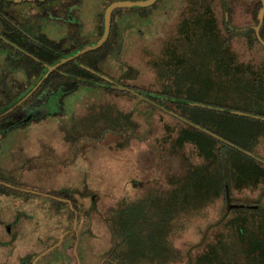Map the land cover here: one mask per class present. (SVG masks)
<instances>
[{"label":"flooded vegetation","instance_id":"obj_1","mask_svg":"<svg viewBox=\"0 0 264 264\" xmlns=\"http://www.w3.org/2000/svg\"><path fill=\"white\" fill-rule=\"evenodd\" d=\"M112 1L0 0V264H264V131L218 134L209 156L195 153L201 194L195 180L178 194L176 185H156L136 164L121 170L96 162L116 151L165 150L156 135L161 113L176 151V134H192L184 125L198 124L177 102L204 106L185 96L209 93L205 81L177 86L178 60L191 51L189 0L115 7L102 43L76 53L102 36ZM209 1L193 12L222 11L221 39L232 41L242 29L258 39V22L235 25L236 0ZM160 11L156 23L142 24ZM114 18H122L119 28ZM127 21L135 27L122 28ZM234 60L231 88L236 97L242 91L249 97L263 87L264 60L258 69ZM80 84L104 89L106 99L101 104ZM240 137L251 150L233 139ZM223 146L250 159L224 154ZM217 207L196 239L181 241L179 233L200 208L204 214Z\"/></svg>","mask_w":264,"mask_h":264},{"label":"rangeland","instance_id":"obj_2","mask_svg":"<svg viewBox=\"0 0 264 264\" xmlns=\"http://www.w3.org/2000/svg\"><path fill=\"white\" fill-rule=\"evenodd\" d=\"M214 1V0H213ZM210 1V2H213ZM236 3H238L237 11L235 13V17H233V21L237 27H243L244 25L248 26L249 24H253L254 18H253V10L254 5L256 3V0H236ZM157 7H160L161 0H158L156 2ZM150 5V4H148ZM133 6V7H132ZM133 9L140 8L139 6L142 5H132ZM146 6V5H143ZM156 7L152 6V10L155 11ZM210 11L213 12L217 16L216 18V24L217 26L222 27L221 21L219 20L221 18L222 11L217 9H211ZM163 13L160 11L155 17L149 19H146V21L142 22V24L146 23H156V21L160 18V16ZM130 16H134L133 13H131ZM219 18V19H218ZM120 18V22H121ZM115 24L117 27H120L118 18H114ZM130 23V24H129ZM143 28L145 32L150 31L151 27L146 28L142 25H137ZM134 23L132 21H127L126 24L122 25V28H134ZM233 36H235V32L232 31ZM237 37L234 38L231 42V50H234V55L238 56L239 65L242 67H249L252 69H258L262 63L261 61L264 60V47H257V50L254 48H249L248 46L251 44L250 41L246 37L248 36V30L242 29L241 31L236 32ZM187 65L183 64L178 67L181 68L178 71H181V75H186V70H184V67ZM258 83L263 84V87H259L257 91H254L255 93L253 95H250L249 97L245 95V92H241L239 97H236L237 95H234V93L229 96L231 93L227 95L220 96V99L216 101L218 103L217 105L221 108H230L233 110H241L243 113H236V112H228L225 110H212L211 114L216 117V120L218 121V124L216 125H210L208 129L215 131L217 134H223V135H229L233 133H239L242 135H247L250 133H254L251 135H256L262 131H264V71L260 74L258 77ZM207 82V81H206ZM208 83V82H207ZM161 88L166 87L168 89L169 85L166 84L164 81L161 82ZM81 86V87H80ZM157 88V86H154ZM80 91H86L89 93H92L94 96H97L99 99L102 100L100 103L102 104L103 99H106V95L104 94V89H101L98 87H94L91 85H79ZM185 100L189 101H197L200 103H208L212 102V98H210V94L208 92L204 93H194L189 92L187 96H185ZM99 102V101H98ZM187 107V105H186ZM250 113L254 115H250ZM162 117L161 119L156 118L155 122L157 126L160 125L157 136H161L162 138V148H165V150H161L157 153H149V152H141L138 154H132V153H126V152H120L116 151L113 153L108 154H101L97 156L98 163H110L113 165V167L118 168H125L128 164H136L138 171L141 170L143 172V176L150 177L148 180H152L155 178L154 183L156 185H159L160 181L162 180L165 182L164 184L169 183H176L177 181L181 180L185 175V172L187 171V168L189 165L193 164L194 161L200 160L197 155L194 154L196 150H194V147L192 144H190L189 141V134H176L177 135V145L178 148H176V151H172L171 143H172V134H164V131L167 129L163 128L164 121L163 114L161 113ZM257 115H263V117L257 116ZM177 130L180 131L182 129V125L177 124ZM187 127V132H189V127ZM205 127V126H203ZM170 124H169V130H170ZM207 128V127H205ZM157 131V128L155 129ZM174 135V134H173ZM194 136H198V138H201L203 141H207L208 143H212V146L214 144V140L211 139L209 136L204 135L203 132L200 130H194L192 131V134ZM106 139H110L112 137L111 134L106 135ZM152 136H155V134H152ZM229 137V136H227ZM237 144L243 148L251 150V146L244 142L243 137H240V139L233 138ZM218 146V144H217ZM222 152L224 154H229L231 157H235L239 161H247L246 159H250L249 156H247L245 153L237 151L230 146H223ZM184 175V176H183ZM141 176V177H143ZM156 176V177H152ZM160 177V178H159ZM122 178V177H121ZM174 190L178 191L177 187H174ZM217 206V203H215ZM198 214H194V218L190 219L188 223V230H183L181 233H179V238L182 242L187 240H194L199 236V228H202L203 224L207 220H213L218 215V207L213 208L212 210L205 209V213L203 214V209L198 210ZM222 219V218H221ZM220 220V219H219ZM218 220V221H219ZM217 221V222H218ZM215 224V223H214Z\"/></svg>","mask_w":264,"mask_h":264},{"label":"trees","instance_id":"obj_3","mask_svg":"<svg viewBox=\"0 0 264 264\" xmlns=\"http://www.w3.org/2000/svg\"><path fill=\"white\" fill-rule=\"evenodd\" d=\"M202 2L203 0H189V50L191 49V51H189L188 57L179 58L178 60V62L180 63L179 66L185 64L187 65L186 67H189V71H186L185 76L181 75V72H178L176 74V78L179 79V84H177V86H183L188 83H193L194 85H196L203 81H207V88L210 93V98H212L213 101L208 102L209 104H211V107H208L206 105H191L182 101V103L179 101L177 102V104L182 108H186L189 113L191 112L193 117H190V119L194 120V122L200 124L201 126L210 128V125L214 126L218 124L216 117L211 114V111L213 109L222 111V108L217 105L218 103H216V101L220 99V96H222V94L227 95L231 93L229 95L231 96L235 92L234 88H231V85H233L234 77L236 75V72L234 70V66L236 65L234 60V50H231L230 48L232 47L231 40L220 38L223 32L221 31V27L217 26L216 24L217 16L210 10L205 11V16L199 15L198 17L193 12L195 9H197V7L202 6ZM260 6L261 1L256 0L253 10V18L255 22H258L257 12ZM203 12L204 11H201V13ZM202 16L204 18H202ZM260 34L264 38V24L263 28H261L260 30ZM248 36L249 37L246 38L251 43L248 46L249 48H254L255 50H257V47H259V49L260 47H264V45L255 36L254 30L248 29ZM244 74L245 73H243V76ZM195 88L199 91L202 89L199 87ZM187 93H189V91ZM187 126L189 127V131L191 133L193 129L199 130L193 125L189 124ZM203 133L204 135L209 136L211 139H213L214 144L212 146V143H208L207 141H203L201 138H198V136H192L189 134L190 144H192L194 150H196L194 154L205 153L206 155H208L206 152L208 148H213L214 150L218 148L216 144H218L219 140L211 136L210 134H206L205 132ZM184 175L181 180L177 181L176 183H172L173 185H176L177 189L179 190L178 194H186L189 189V185L193 183V180H195V182L193 183L194 189L198 191V194H201L198 190L199 182H197L198 180L196 181V179L199 178V171H197V166H193L192 164L189 165Z\"/></svg>","mask_w":264,"mask_h":264},{"label":"water","instance_id":"obj_4","mask_svg":"<svg viewBox=\"0 0 264 264\" xmlns=\"http://www.w3.org/2000/svg\"><path fill=\"white\" fill-rule=\"evenodd\" d=\"M155 0H114L112 2H110L106 8H105V11H104V31H103V34L102 36L93 44H88V45H84L82 46L76 53H79L81 51H84L85 49H88V48H92V47H95L97 45H99L100 43H102V41L104 40L107 32H108V28H109V22H110V16H111V12L112 10L115 8V7H120V6H132V5H148L150 3H153ZM261 1V6L259 7L258 9V12H257V19H258V23L254 26V29H255V32L258 36V39L259 41L264 45V40L262 39V37L260 36L259 34V28L261 26V23L264 19V0H260ZM75 53V54H76ZM69 56L67 57H64L62 58L60 61H63V60H66ZM115 87L117 88H121V89H125V90H129L130 92H132L133 94H135L136 96H138L139 98L141 99H146V97L144 95H142L139 91L135 90V89H132V88H129L127 86H124L120 83H117L115 85ZM194 103V102H192ZM200 105H205L203 103H200ZM209 107H211V105H209ZM222 110H225V111H228V112H236V113H243L242 111L240 110H233V109H230V108H222ZM175 114L176 116L180 117L178 114L176 113H173ZM258 116V115H257ZM194 125L204 131H206L207 133H209L210 135L218 138V139H222L221 136H219L218 134H216L215 132L209 130L208 128H205L203 126H200L198 124H195Z\"/></svg>","mask_w":264,"mask_h":264}]
</instances>
